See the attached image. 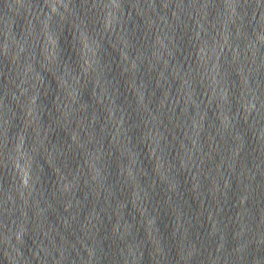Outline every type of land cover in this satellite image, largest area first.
I'll use <instances>...</instances> for the list:
<instances>
[{
    "label": "water",
    "instance_id": "water-1",
    "mask_svg": "<svg viewBox=\"0 0 264 264\" xmlns=\"http://www.w3.org/2000/svg\"><path fill=\"white\" fill-rule=\"evenodd\" d=\"M0 264H264V0H0Z\"/></svg>",
    "mask_w": 264,
    "mask_h": 264
}]
</instances>
